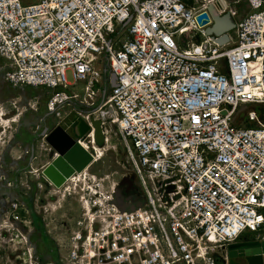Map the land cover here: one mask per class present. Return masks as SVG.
Segmentation results:
<instances>
[{"label": "built area", "instance_id": "built-area-1", "mask_svg": "<svg viewBox=\"0 0 264 264\" xmlns=\"http://www.w3.org/2000/svg\"><path fill=\"white\" fill-rule=\"evenodd\" d=\"M243 1L237 17L223 0H0V80L42 88L49 112L92 107L140 189L106 196L87 176L68 264H218L214 248L264 230V0ZM211 4L235 24L224 45Z\"/></svg>", "mask_w": 264, "mask_h": 264}, {"label": "rangeland", "instance_id": "rangeland-1", "mask_svg": "<svg viewBox=\"0 0 264 264\" xmlns=\"http://www.w3.org/2000/svg\"><path fill=\"white\" fill-rule=\"evenodd\" d=\"M223 1L228 9L237 12V17L247 12L243 0ZM47 99L48 94L42 88L15 87L0 80V110L5 109L7 118H16L21 110L26 111L18 117L17 123L12 125L7 134L0 130V264H68L61 243L83 211L80 208L87 192L86 185L92 184L87 177L88 184L79 183L76 192L58 200L60 194L53 196L54 186L47 185L42 178L41 172L50 161L52 149L41 132L57 125L65 126L67 115L66 123H72L68 132L70 137L74 140L83 139L90 131L84 115L92 111L88 105L71 102L49 112ZM105 129L115 152L108 153L105 161L99 165V176L105 179L102 195L114 194L128 198L140 193L137 185L132 186L128 193L124 192L125 187L119 186L129 170L127 156L117 128ZM32 144L34 154L30 160ZM100 146L103 147V144ZM113 181L118 185L115 192L111 187ZM15 204L24 207V223L11 222ZM263 233L264 230L253 236L246 233L240 239L257 238ZM214 252L217 263L226 264L225 253L218 247L214 248Z\"/></svg>", "mask_w": 264, "mask_h": 264}, {"label": "water", "instance_id": "water-1", "mask_svg": "<svg viewBox=\"0 0 264 264\" xmlns=\"http://www.w3.org/2000/svg\"><path fill=\"white\" fill-rule=\"evenodd\" d=\"M207 10L213 23L205 28V34L212 37L218 45L228 43L230 41L229 32L235 26L230 13L226 12L219 16L212 4L208 6ZM196 21L199 27H203L209 22V17L207 13H201L196 17ZM114 84L115 75L111 73L109 74V85L112 87ZM90 123L94 128L96 142L102 144L104 138L101 122L97 119H91ZM41 136L52 149L49 153L50 163L41 172L47 185L52 184L54 187L60 188L72 174L82 172L90 163L92 156L82 148L78 141L72 139L61 126H56L49 131L45 128L41 132ZM30 150V160H32L33 144ZM119 186L125 187L124 192L128 193L132 188V182L125 177L119 182ZM140 205V203L136 204L137 207ZM133 209L134 206H131L130 210ZM225 255L228 258L226 264H233V258L241 259L242 264H264V239L245 240L229 244L226 246Z\"/></svg>", "mask_w": 264, "mask_h": 264}, {"label": "bare ground", "instance_id": "bare-ground-1", "mask_svg": "<svg viewBox=\"0 0 264 264\" xmlns=\"http://www.w3.org/2000/svg\"><path fill=\"white\" fill-rule=\"evenodd\" d=\"M222 2V1H221ZM227 6V4H226ZM226 6H223L226 8ZM26 111L21 110L16 118H7L5 109L0 110V130L3 131V134H7L8 131L12 128V125L14 123H17L18 117L23 115ZM88 115H84V118L87 119ZM92 116V115H91ZM98 115L94 114L93 117L96 118ZM109 135L106 134V131L104 132V140H103V147L100 146L95 140L94 137V128L90 129V131L87 133L85 138L81 139L79 141V144L82 146V148L86 151H90L92 153V161L86 166V168L81 173H74L70 176L69 179L66 180V182L60 187H52V192L55 194H60V198L58 200H61L62 197H65L67 194H70L71 192H74L78 188V184L82 181H87V176L96 179L97 181L101 182V185L103 186V181L105 180L103 177L99 176L100 169L99 165L102 164L105 161V157L108 153L115 152V147L111 144ZM1 140V137H0ZM105 167V166H104ZM126 170V169H125ZM117 183L115 181L112 182L111 187L113 189V192H115L117 188ZM76 192V191H75ZM82 209V206L81 208Z\"/></svg>", "mask_w": 264, "mask_h": 264}, {"label": "crops", "instance_id": "crops-1", "mask_svg": "<svg viewBox=\"0 0 264 264\" xmlns=\"http://www.w3.org/2000/svg\"><path fill=\"white\" fill-rule=\"evenodd\" d=\"M66 118H65V123L64 124H66L65 126H61L67 133L71 130V128H72V123H66L67 121V118L69 117H67V115L65 116ZM69 134V133H68ZM78 139V138H77ZM77 139H76V141H77ZM79 141L81 140V139H78ZM89 155H90V151H86ZM92 155V154H91ZM50 163V161L47 163V164H49ZM47 164L45 165V166H47ZM250 236H253L252 234H249ZM258 240L257 238H252V237H250V238H248V239H238L236 242H241V241H245V240ZM223 253H224V251H223Z\"/></svg>", "mask_w": 264, "mask_h": 264}, {"label": "flooded vegetation", "instance_id": "flooded-vegetation-1", "mask_svg": "<svg viewBox=\"0 0 264 264\" xmlns=\"http://www.w3.org/2000/svg\"><path fill=\"white\" fill-rule=\"evenodd\" d=\"M57 126H60V125H57ZM227 260H228V258H227ZM232 263L233 264H242L241 259H239V258H233Z\"/></svg>", "mask_w": 264, "mask_h": 264}, {"label": "trees", "instance_id": "trees-1", "mask_svg": "<svg viewBox=\"0 0 264 264\" xmlns=\"http://www.w3.org/2000/svg\"><path fill=\"white\" fill-rule=\"evenodd\" d=\"M104 70H105V73L107 74L108 73V68H107V64H105V66H104ZM89 131V128H88V130L86 131V132H88ZM79 139V138H78ZM77 139V140H78Z\"/></svg>", "mask_w": 264, "mask_h": 264}]
</instances>
